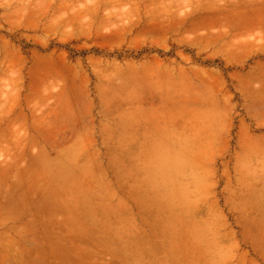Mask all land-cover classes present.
I'll list each match as a JSON object with an SVG mask.
<instances>
[{
  "label": "rangeland",
  "instance_id": "374dc122",
  "mask_svg": "<svg viewBox=\"0 0 264 264\" xmlns=\"http://www.w3.org/2000/svg\"><path fill=\"white\" fill-rule=\"evenodd\" d=\"M158 119L187 144L197 228L232 263L246 220L232 172L264 174V0H0V262L21 201L45 223L130 199L84 190L91 151L100 128L124 142Z\"/></svg>",
  "mask_w": 264,
  "mask_h": 264
},
{
  "label": "crops",
  "instance_id": "0c3cea01",
  "mask_svg": "<svg viewBox=\"0 0 264 264\" xmlns=\"http://www.w3.org/2000/svg\"><path fill=\"white\" fill-rule=\"evenodd\" d=\"M160 124L134 127L128 140L114 143L104 142L99 129V154L91 151L84 190L103 198L104 180L107 190L130 193V199L69 204L60 220L45 223L21 201L17 212L3 214L0 264H221L219 245L197 228L202 222L187 201L180 163L187 161V144L165 137ZM232 173L235 191L228 199L246 210V220L237 237L243 247L227 264H264V174Z\"/></svg>",
  "mask_w": 264,
  "mask_h": 264
},
{
  "label": "bare ground",
  "instance_id": "6f19581e",
  "mask_svg": "<svg viewBox=\"0 0 264 264\" xmlns=\"http://www.w3.org/2000/svg\"><path fill=\"white\" fill-rule=\"evenodd\" d=\"M182 212V211H181Z\"/></svg>",
  "mask_w": 264,
  "mask_h": 264
}]
</instances>
